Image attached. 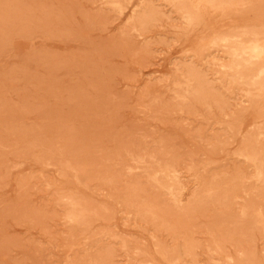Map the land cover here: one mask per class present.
Returning <instances> with one entry per match:
<instances>
[{
  "label": "rangeland",
  "instance_id": "1",
  "mask_svg": "<svg viewBox=\"0 0 264 264\" xmlns=\"http://www.w3.org/2000/svg\"><path fill=\"white\" fill-rule=\"evenodd\" d=\"M257 39L264 0H0V264H264Z\"/></svg>",
  "mask_w": 264,
  "mask_h": 264
},
{
  "label": "bare ground",
  "instance_id": "2",
  "mask_svg": "<svg viewBox=\"0 0 264 264\" xmlns=\"http://www.w3.org/2000/svg\"><path fill=\"white\" fill-rule=\"evenodd\" d=\"M243 51L244 52L248 51V53L250 54L251 58H259V59L260 58H264V39H257L256 41H253V43L250 44L249 46L247 45V47H245L243 49ZM262 74H264V71H263ZM258 76H261V74L258 75ZM259 80L257 79L256 82L259 81ZM254 83H255V81H254ZM253 87H254V85H253Z\"/></svg>",
  "mask_w": 264,
  "mask_h": 264
}]
</instances>
